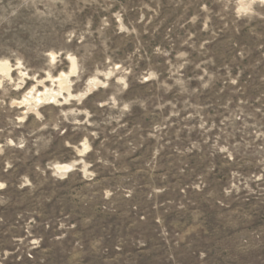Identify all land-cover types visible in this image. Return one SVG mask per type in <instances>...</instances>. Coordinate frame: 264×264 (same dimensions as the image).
I'll return each instance as SVG.
<instances>
[{
    "label": "rangeland",
    "instance_id": "rangeland-1",
    "mask_svg": "<svg viewBox=\"0 0 264 264\" xmlns=\"http://www.w3.org/2000/svg\"><path fill=\"white\" fill-rule=\"evenodd\" d=\"M0 64V264H264V3L0 0Z\"/></svg>",
    "mask_w": 264,
    "mask_h": 264
},
{
    "label": "bare ground",
    "instance_id": "bare-ground-1",
    "mask_svg": "<svg viewBox=\"0 0 264 264\" xmlns=\"http://www.w3.org/2000/svg\"><path fill=\"white\" fill-rule=\"evenodd\" d=\"M1 65L2 64H0V66ZM73 68L74 67L71 66V69H73ZM0 69H3V71H6L8 68L7 67H0ZM55 80L57 81V84H58L57 90L44 88L43 92L40 93V91H37L35 93V95H33V96H29V94H27L23 97L22 103H27L29 105H32V103H33V106H36L38 101H40L41 99H55L56 97H58V95L60 96V93L62 90L68 91V83H67V78H66L65 74L59 75ZM98 82H100V81L98 79H96L95 77H89V78H87V80L84 84V88L82 89V91L78 95H73V94L68 93V96L72 97V99L75 98V96H78L80 99H82V97H84V95L87 96L88 92H90L92 89H95ZM65 98H66V96H63V99H65ZM72 165H73V163H69L67 165H64L63 168L60 170L61 172L63 171L62 174H64L66 172V169L70 168Z\"/></svg>",
    "mask_w": 264,
    "mask_h": 264
},
{
    "label": "snow or ice",
    "instance_id": "snow-or-ice-1",
    "mask_svg": "<svg viewBox=\"0 0 264 264\" xmlns=\"http://www.w3.org/2000/svg\"><path fill=\"white\" fill-rule=\"evenodd\" d=\"M261 3H264V0H260ZM5 63H7V61H5Z\"/></svg>",
    "mask_w": 264,
    "mask_h": 264
}]
</instances>
